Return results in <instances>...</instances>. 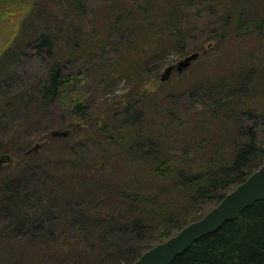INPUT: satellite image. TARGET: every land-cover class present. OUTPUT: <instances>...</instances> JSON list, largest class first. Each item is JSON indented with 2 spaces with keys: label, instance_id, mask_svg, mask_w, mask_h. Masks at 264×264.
<instances>
[{
  "label": "rangeland",
  "instance_id": "obj_1",
  "mask_svg": "<svg viewBox=\"0 0 264 264\" xmlns=\"http://www.w3.org/2000/svg\"><path fill=\"white\" fill-rule=\"evenodd\" d=\"M84 1L89 10L82 23L83 32L88 34L84 49L73 57L67 55L64 72L69 75L68 82L53 103L42 106L39 82L46 75L50 57L31 42L42 31L48 15L42 13L39 17L45 15L41 19L33 20L36 0H0V154L10 155V160L0 166V180L6 178L8 190L12 188L20 194L47 182L55 190L64 187L61 195L57 191L50 202L44 201L45 208L55 212L43 216V222L71 207L109 209L110 194L91 176L114 175V184L131 188V159H141L131 153V142L144 144L141 135L145 129L148 132L160 128L161 134H168L170 139L173 135L169 145L180 151L198 146L199 136H212L214 142L229 138V133L233 139V133L250 126L264 148L263 107L256 118L241 114L226 129L222 123H213L209 128L168 126L171 111L184 120L199 117V111L205 110L207 102L215 97L216 83L220 81L235 88L232 92L237 109L248 97L254 105L259 99L264 104V64L253 63L258 59L250 61L251 54L257 52V39L245 35L226 40L225 32L219 30L224 11L234 12L238 0H181L185 6L181 9L184 19L179 40L170 38L165 29L162 33L155 27L144 30L123 26L114 29L117 31L112 35L106 32L101 39L93 34L103 32V26L118 12H127L124 8H131V0ZM45 2L42 5L48 7ZM240 2L250 5L255 0ZM156 32V52H152L143 43ZM69 43L63 45L64 55ZM10 46L9 56L5 57ZM193 52L198 53L197 57L179 70L178 62ZM131 101L137 103L134 112L138 110L132 119L128 116ZM76 104L87 108L94 122L84 124ZM141 110L144 120L138 118ZM95 115L98 119H93ZM53 130L68 133L65 137L52 136ZM162 141L168 146L167 140ZM36 143L39 148L28 151ZM230 143L222 144L221 155L230 156ZM95 164L96 174L88 175ZM215 204L208 202L203 207L208 210ZM17 209L22 211L21 206ZM17 209L11 204L1 205L0 201V264H85L73 260L68 252L58 254L41 248L39 244L44 243L38 234L44 232L35 230L31 222L13 218ZM156 235V227H150L144 234L128 233L116 241L141 247ZM58 238L57 235L54 240ZM102 259L87 264H118L112 255Z\"/></svg>",
  "mask_w": 264,
  "mask_h": 264
},
{
  "label": "trees",
  "instance_id": "obj_2",
  "mask_svg": "<svg viewBox=\"0 0 264 264\" xmlns=\"http://www.w3.org/2000/svg\"><path fill=\"white\" fill-rule=\"evenodd\" d=\"M40 1L41 4L36 0L33 5L32 18L41 19L45 14L41 17L39 14L46 12L48 19L31 44L37 50L44 49L50 57L46 75L39 82L42 83L39 88L40 101L42 106H47L55 101L68 82L69 75L64 72L65 61L69 59L67 55L73 57L78 50L84 49L88 34L83 32L82 23L89 10L84 0H46L48 7L42 5L44 0ZM240 1H237L234 12L224 11L219 30L225 32L226 40L243 38L245 35L254 36L257 39V52L251 54L250 61L258 59L253 63L264 64V0H255L250 5ZM184 6L181 0H131V8H124L127 12H118L114 19L103 26V32L100 30L93 35L102 39L106 32L112 35L117 31L114 29L121 26L144 30L155 27L162 33L165 29L170 38L179 40L183 32L180 24L184 19L181 12ZM157 35L156 32V35L147 37L148 41L142 45L156 52ZM66 41L70 42L69 51L67 49L64 55L62 48ZM10 49L11 46L5 57L9 56ZM216 88L215 97L207 102L205 110L199 111L198 119L184 120L171 111L168 126L206 125L209 128L213 123H222L221 127L226 129L239 115L256 118L261 108H264L260 99L254 105L248 97L239 103L242 106L237 109L238 102H235L232 92L235 88L222 81L216 83ZM135 104L131 101V114L128 115L131 119L138 113V110L134 112ZM75 106L84 124L94 122L88 116L87 108L81 107V104ZM90 111L93 113L91 108ZM124 112L127 114L125 107ZM142 112L138 118L144 120ZM96 118L98 115L93 119ZM93 127L102 128L97 125ZM137 127L140 129V126ZM143 134L141 137L145 138L144 144L131 142V153L141 158L131 159V188L123 189L119 184H114L115 180L111 178L114 175L91 176L96 185L103 186L106 194H110L112 203L107 206L109 209L71 207L62 213L58 212L51 219L46 218L45 223L42 217H49L55 211L47 210L44 201L50 202L57 191L61 195L64 187L55 190V186L47 182L33 191L20 194L12 188L8 190L10 183L6 178L0 180L1 205L11 204L16 209L21 206L22 211H14L13 218L31 222L35 230L44 232L38 234L44 243L39 244L43 249L58 254L68 252L73 260L85 264L102 257L103 261L111 255L118 264H131L143 251L165 240L188 222L201 217L207 210L203 207L205 203H217L264 160V148L259 145L255 131L250 126L241 128V132H236V135L233 133V139L229 133V138L214 142L212 136H199L198 146L180 151L169 145L173 135L170 139L168 134H161L160 128H152L148 132L145 129ZM162 139L167 140L168 146ZM229 140L232 151L230 156L225 157L221 155L220 148ZM96 166H90L88 175L96 174ZM109 180L112 181L109 183ZM150 227H156V238L143 243L141 247L116 241L128 233L144 234ZM57 235L59 238L55 241ZM169 264H264V200L255 201L236 218L225 221L217 231L194 241Z\"/></svg>",
  "mask_w": 264,
  "mask_h": 264
},
{
  "label": "water",
  "instance_id": "obj_3",
  "mask_svg": "<svg viewBox=\"0 0 264 264\" xmlns=\"http://www.w3.org/2000/svg\"><path fill=\"white\" fill-rule=\"evenodd\" d=\"M197 52L178 62L181 70L196 58ZM66 130H53L52 136H66ZM36 143L28 151L37 150ZM10 160V155L0 154V166ZM264 200V160L242 182L229 190L215 205L200 218L183 225L176 233L146 249L131 264H169L200 237L217 231L225 221L236 218L246 207L255 201Z\"/></svg>",
  "mask_w": 264,
  "mask_h": 264
}]
</instances>
